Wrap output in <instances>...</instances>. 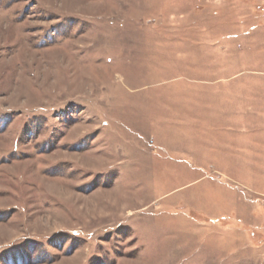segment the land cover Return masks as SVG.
I'll return each mask as SVG.
<instances>
[{
    "label": "rangeland",
    "instance_id": "1",
    "mask_svg": "<svg viewBox=\"0 0 264 264\" xmlns=\"http://www.w3.org/2000/svg\"><path fill=\"white\" fill-rule=\"evenodd\" d=\"M0 264H264V0H0Z\"/></svg>",
    "mask_w": 264,
    "mask_h": 264
}]
</instances>
